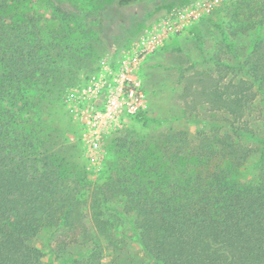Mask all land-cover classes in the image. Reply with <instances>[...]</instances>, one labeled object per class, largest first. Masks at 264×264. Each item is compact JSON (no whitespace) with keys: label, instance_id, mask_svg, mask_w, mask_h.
Segmentation results:
<instances>
[{"label":"trees","instance_id":"trees-1","mask_svg":"<svg viewBox=\"0 0 264 264\" xmlns=\"http://www.w3.org/2000/svg\"><path fill=\"white\" fill-rule=\"evenodd\" d=\"M36 1L0 0V264H264V147L250 130L259 122L264 133V34L245 58L231 42L264 30V0H237L229 28L215 24L223 46L214 61L219 79L213 84L209 76L197 96L216 115L205 124L211 129L166 136L156 143L163 161L155 164L140 163V142L131 141V166L122 165L100 194L72 166L65 136L38 120L51 104L38 84L51 78L55 55L54 38L26 9ZM44 4L51 16L74 15L56 0ZM223 72L241 76L221 84ZM135 120L150 122L145 114ZM132 169L163 170L168 178L157 182ZM128 241L144 262H120Z\"/></svg>","mask_w":264,"mask_h":264},{"label":"rangeland","instance_id":"rangeland-1","mask_svg":"<svg viewBox=\"0 0 264 264\" xmlns=\"http://www.w3.org/2000/svg\"><path fill=\"white\" fill-rule=\"evenodd\" d=\"M56 1L73 17L51 16L45 0L26 6L38 13L35 24L40 31L54 38L51 78L41 76L38 84L41 93L49 91L51 104L43 107L38 120L52 123L56 133L65 136L71 164L77 171L83 168L85 185L89 179L100 194L103 184L120 178L122 165L132 164L131 141L140 142V156H145L140 163L155 164L163 161L156 155V143L166 136L211 129L205 124L216 115L197 96L209 76L213 84L219 79L214 61L223 46L215 24L229 28L237 0H145L128 7H117L114 0ZM263 34L247 30L231 40L233 48L245 58ZM222 74L221 84L241 76ZM140 114L150 122L138 123L135 116ZM260 125L253 122L250 130L258 138L256 146L263 148ZM135 170L134 176L156 177L157 182L168 178L163 170ZM129 244L120 262H144L139 247Z\"/></svg>","mask_w":264,"mask_h":264},{"label":"built area","instance_id":"built-area-1","mask_svg":"<svg viewBox=\"0 0 264 264\" xmlns=\"http://www.w3.org/2000/svg\"><path fill=\"white\" fill-rule=\"evenodd\" d=\"M169 30H171V28H168ZM154 36H156L157 34H159V32H153L152 33ZM159 36V35H158ZM148 45V44H147ZM149 46V45H148ZM132 94V91L130 92Z\"/></svg>","mask_w":264,"mask_h":264}]
</instances>
